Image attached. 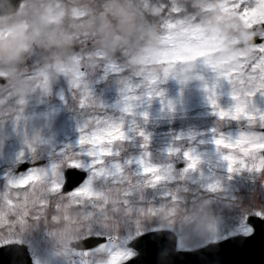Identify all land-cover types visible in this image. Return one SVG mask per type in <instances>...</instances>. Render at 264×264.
<instances>
[{"label":"rangeland","instance_id":"obj_1","mask_svg":"<svg viewBox=\"0 0 264 264\" xmlns=\"http://www.w3.org/2000/svg\"><path fill=\"white\" fill-rule=\"evenodd\" d=\"M224 3L243 4L250 11L246 15L234 7L225 11L221 7ZM166 21L173 22L171 30H166ZM260 21H264L262 0H21L11 13L0 15V240L28 243L35 264H97L105 258L104 251L93 248L84 256L73 244L89 234L118 236L113 243L136 254L126 237L147 229L174 230L180 248L245 234L247 217L264 210V171L259 170L264 149L250 144L243 146L247 152L232 149L238 159L234 171L229 172L212 138L220 132L232 136L241 130L264 133V124L258 115L254 120L244 116L221 119L207 101L204 81L196 77L203 76L214 84L215 71L203 63L209 59L231 72L238 90L252 88L255 81L249 80V74H259L260 69L252 65L264 52L253 51L254 44L248 42L256 37L254 33L264 31ZM196 25L203 32L191 35V39L208 41L202 57L157 55L164 48L165 37L181 44L184 29ZM75 56L83 57L81 67L97 101L83 108L79 105L80 90L70 86L68 76L56 72L57 64L72 67ZM106 64H115L117 70L104 77ZM164 67L189 79L184 84L175 76L164 79ZM42 68L49 72L50 92L40 85ZM125 84L132 85L125 94L133 97L135 115L122 112V102L117 105ZM149 85L154 92L164 89V97L153 95L149 103L145 95ZM232 87L228 78H221L220 87L215 89L221 93V106L234 102ZM138 96L142 100H136ZM169 99L175 102L174 110L167 106ZM248 100L264 107L259 91ZM145 110L147 118L139 114ZM97 116L123 119L127 134L114 145L105 142L118 152L106 156V165L97 167H111L113 161H120L124 170L117 176L97 177V190L104 191V196L71 197L58 190L53 194L47 188L55 179L51 171L27 188L8 185L9 175L19 176L37 167L33 165L36 161H43L40 168L58 162L64 171L68 169L66 158L88 162L89 156L79 155L78 124L92 117L88 120L90 131ZM140 128L150 134L147 146H143ZM169 147L192 148L202 159L186 175H172L168 164L180 169L187 161L180 153H169ZM221 150L229 149L221 146ZM142 153H150L145 158L162 165L166 176L156 187L145 189L143 199L140 193L148 175L136 159ZM24 161L32 165L17 171ZM216 181L221 182L220 187L209 190L207 184ZM129 188L135 191L125 197L124 190ZM166 192L179 198L173 201L164 195ZM6 194L15 204L8 202ZM125 199L130 203L125 204ZM151 206L174 207L175 214H149L146 208Z\"/></svg>","mask_w":264,"mask_h":264},{"label":"snow or ice","instance_id":"obj_2","mask_svg":"<svg viewBox=\"0 0 264 264\" xmlns=\"http://www.w3.org/2000/svg\"><path fill=\"white\" fill-rule=\"evenodd\" d=\"M264 2V0H262ZM221 7L224 8L225 11L228 10L229 7H234L237 12L241 13V15H246L250 9L243 4L236 5H227L226 3L222 4ZM174 10H178L177 7L174 6ZM261 25L264 26V21H260ZM173 27L172 21H166V30H171ZM203 32V28L199 25L191 26L189 28L184 29L185 38L181 44H177L174 40L169 39L168 37L164 38V48L162 51L158 52L157 55L168 57L172 56L176 59H185L188 56H197L202 57L204 53V49L207 46L208 41L204 38L198 39L195 42L191 39V35H199ZM256 36V41L253 45V51L264 52V31L260 33H254ZM241 55L243 53H240ZM83 57L75 56L73 57L74 64L72 67H69L64 64L56 65V72L63 73L64 75L69 77L70 86L79 89L81 95L79 96V105L81 108L85 107L88 103H97L92 94V88L90 86L89 80L86 78L87 73L81 67V61ZM203 63L207 64L213 71L216 73V79L214 84L209 83L205 80L203 76H197L196 78L204 81L202 87L205 89L207 93V101L213 106L214 112L221 118H233L239 119L241 116L248 118L249 120H254L259 117V121L264 124V107L258 108L254 102L250 103L248 97H254L256 92L259 91L261 96H264V55L258 57V59L253 63V68H259L260 72L257 75L256 72L249 74V80L255 81V84L252 88L246 89L243 92L238 90L235 82L231 79V72L223 70L219 63L214 62L209 59H204ZM117 70V66L115 64H106L104 67L103 75L107 76L109 71ZM235 69H233L234 71ZM163 78L167 79L169 76H175L180 80L181 84H184L189 77L184 76L181 77L174 69L169 67L163 68ZM40 77V85L45 92L51 91L50 77L47 68H42L39 70ZM221 78H228L229 82L233 85L230 95L233 97L234 102L231 103L228 107H223L219 103V95L221 93L215 91V89L220 87ZM157 79L159 76L157 75ZM132 85L125 84L124 87L120 89L121 97L118 101L117 105H120L122 102L121 111L124 113H134V105L131 102L133 100L132 96L126 95L125 93L130 89ZM75 95V93H73ZM145 95L149 98L148 102L151 103V97L153 95H159L160 97H164V89H159L158 91L153 90L151 85L148 86V90ZM136 100H142V97H135ZM23 103V100L21 101ZM162 99V103H163ZM100 106H103V101L98 102ZM167 106L174 110L175 102L171 99L167 100ZM141 116L147 118L149 113L147 110L139 113ZM93 119L89 117L88 120ZM88 120H86L82 124H78L80 135L77 139V144L80 147L79 155L83 157L87 155L90 157L88 162H85L81 159L74 158H66L65 162L68 165V169H86L87 176L83 179V181L78 184L76 187L72 188L70 191H64V186L66 182V174L65 171L62 170L60 163L54 162L48 168H40V167H31L27 171L22 172L19 176L9 175L7 179V183L11 187L16 188H27L29 184L42 180L44 177H47L49 172L54 174L55 179L52 180L47 188L49 191L55 194L57 190L59 192H67V194L71 197L77 196H85V197H100L104 196L105 192L102 190H97V177L105 174L111 176H117L122 174L123 172V164L120 161H113L111 167H97V165H106V156H113L118 149L113 147H108L107 142H112L114 145V141L116 139L123 140L127 137V134L123 128V119L120 121H116L110 118H105L101 116L95 117L96 125L91 128V130H87L89 128ZM213 132H216V129H212ZM139 135L143 137V146H147L150 140V134L145 131L144 128L139 129ZM213 141L217 145V152L219 153L220 159H223L227 162V170L229 172L234 171V163H236L238 157L235 155L232 149L240 148L242 152H247L248 148L243 147L245 144H250L252 147H259L264 149V133H251L245 130H241L237 135L232 136L231 134H225L224 132H220L217 135L213 136ZM27 143V141H26ZM221 146L225 149H229L227 151H222ZM31 147V145H30ZM61 152H64V149H61ZM169 153H180L185 158L187 163L184 164L183 168L177 169L173 164L167 165V170L172 175H186L190 170L195 169L198 166L199 161L202 159L201 154L196 152L192 148L187 149H179L176 147H169ZM24 153L21 152L20 156L23 157ZM150 153H142L139 157H137V163L141 166V171L148 175V179L143 181L144 189L141 190L140 197L144 198L145 189L149 186L156 187L158 182L164 180L166 178L164 172L161 171L162 165L151 163L150 160L146 159V156H149ZM22 160V159H21ZM131 163V159L127 161ZM247 167V163L244 164ZM264 171V161L261 162L260 169ZM231 179V177H229ZM62 181V182H61ZM139 184V181H137ZM221 182L216 181L214 183L207 184V188L209 190H216L220 187ZM120 191L119 189L117 190ZM125 191V197L131 192H134V188H129ZM8 195V202L15 204V201L11 200V197ZM164 195L169 196L173 201L177 200L179 197L172 192H166ZM42 204L47 203V201L41 200ZM125 204L130 203L127 199L124 201ZM132 210V209H128ZM158 211H165L168 215L175 214V208H160L157 209L155 206L147 207L146 212L149 214H156ZM256 216L264 218V210H257L255 212ZM55 219V217H54ZM255 231L251 225L244 228L245 234L251 233ZM137 234H140V231H137ZM91 234L84 237L86 240ZM120 238L106 236L104 242L96 245L95 250H102L106 253L105 258L102 261L97 262V264H128L131 258L135 255V253L131 249H127L121 247L115 243L113 240H119ZM132 240V237H126L125 242L129 243ZM3 242V240H0ZM94 249L85 247L82 249V254L84 256H88L92 253ZM84 264H88V261H85Z\"/></svg>","mask_w":264,"mask_h":264},{"label":"water","instance_id":"obj_3","mask_svg":"<svg viewBox=\"0 0 264 264\" xmlns=\"http://www.w3.org/2000/svg\"><path fill=\"white\" fill-rule=\"evenodd\" d=\"M19 1L0 0V14L12 11ZM28 167L29 163L25 162L20 169ZM66 175V190H71L83 181L86 172L68 169ZM249 223L255 229L251 234L230 236L194 250L178 249L177 236L172 230L144 233L132 242L138 254L128 264H264V218L251 215ZM105 239L90 236L75 245L92 248ZM0 264H34L29 246L19 242L0 245Z\"/></svg>","mask_w":264,"mask_h":264},{"label":"clouds","instance_id":"obj_4","mask_svg":"<svg viewBox=\"0 0 264 264\" xmlns=\"http://www.w3.org/2000/svg\"><path fill=\"white\" fill-rule=\"evenodd\" d=\"M193 2H195V0H193ZM70 84V83H69Z\"/></svg>","mask_w":264,"mask_h":264}]
</instances>
